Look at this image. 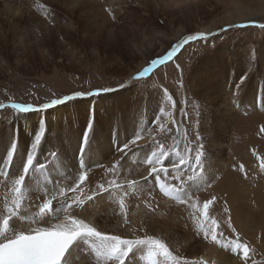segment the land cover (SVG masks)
<instances>
[{
	"label": "snow or ice",
	"instance_id": "obj_1",
	"mask_svg": "<svg viewBox=\"0 0 264 264\" xmlns=\"http://www.w3.org/2000/svg\"><path fill=\"white\" fill-rule=\"evenodd\" d=\"M122 6L123 0L119 3L114 0L104 8L112 27L120 23L114 9ZM34 7L44 21L55 25L53 8L41 0H36ZM249 25L264 30V24L250 21L247 25H229L220 32ZM210 35L215 34L183 35L165 54L148 59L130 76L129 84L122 83L119 89L102 87L76 92L42 104L16 102L12 97L8 103L0 102V111L10 109L15 113L7 136L0 128V264H208L203 258L181 255L168 238L150 231L148 222L164 216L165 206L168 209L175 206L186 213L194 237L218 247L234 258L236 264H264V260L256 259L257 249L236 226L228 201L224 199L221 218L215 214V206L222 198L215 194L201 198L200 194L219 179L212 172L213 162L202 134L206 116L210 115L206 106L199 108L193 132L187 99L178 107L166 88L162 91L169 103H161L154 109L150 120L142 119L138 103L126 101L119 117L114 113L108 125L111 146L115 145L119 158L108 167L96 162L95 166L104 168V173L95 182L89 173L94 158L102 154V144L94 110L79 134L67 137V144L61 142L44 148L50 131V110L67 106L78 98L107 95L132 84L146 88L145 81L172 61L181 49L192 42H207ZM260 59L261 54L255 50L250 53L248 72L255 70ZM176 68L182 71L179 64ZM249 78L245 73L233 84L234 106L238 105ZM33 113L42 115L28 136L22 122L31 119ZM125 122H130L132 130L121 141L119 125H127ZM260 131L264 133V126ZM252 154L264 172V155L255 150ZM233 171L246 181L252 179L244 163L233 165ZM108 208H112L118 226L129 235L100 227L96 216L102 217L105 212L101 209ZM137 212H143L139 224L131 219ZM17 221L21 225L27 223L28 227H16Z\"/></svg>",
	"mask_w": 264,
	"mask_h": 264
},
{
	"label": "rangeland",
	"instance_id": "obj_2",
	"mask_svg": "<svg viewBox=\"0 0 264 264\" xmlns=\"http://www.w3.org/2000/svg\"><path fill=\"white\" fill-rule=\"evenodd\" d=\"M17 1L24 2L26 5L34 4L35 6L36 4V0L35 2L34 0H0V102L4 103H8L9 97H12L16 102L42 104L56 97L71 95L76 92L86 93L105 86L119 89L120 84H129L130 76L139 70L141 65L146 64L147 53L144 51L145 46L156 45L157 52H161L156 56L158 57L165 54L170 49V46L175 44L185 34L198 32L215 34L210 35L207 42L201 40L186 45L176 54L172 61L161 66L150 79L145 81L146 88H140L138 84H132L129 88L112 92L114 94L109 93L112 96L111 101H116L113 104V108L111 110L108 109L109 112L100 113L98 112L99 110L94 108L98 103L84 101L85 98L100 100L105 95L85 97L82 98L83 101L78 98L79 101L75 103L81 104L84 112L81 111L76 116H72L71 112L69 114V111L63 112L57 123L65 125V121H70L69 123L67 122L68 126L73 125L79 131L86 118L93 111L92 109H94L96 119H101L103 116L104 120L109 122L114 113L119 117L121 107L124 106L122 109L126 107V101L138 103L142 119L150 120L153 118L154 109H157L161 103H169L162 91L166 88L178 107L183 106V102L187 99V108L192 116V131L195 132L199 108L203 105L197 103L198 98L194 100L190 94L192 89L188 88V86L191 85V78H189L188 73L192 71L196 75L198 80L196 88L198 91H202L201 87H206L204 97L209 98V102L215 97L211 96L210 93H212V87L217 84V86L222 85V91L218 94L216 92V94H228L229 103V101L231 102L229 94L232 92L230 88L232 87L230 83L232 75L235 76L240 68L248 71L247 62L253 50L260 53L261 59H264V30L257 26L249 25L245 28L231 27L226 32H220L221 28L229 25L249 24L250 21H253L250 19L255 15H261L259 20L255 21L256 24H264L262 19L264 17V0H195L181 7V4L177 5L178 3L170 6V0L147 1V3L140 1L123 2L121 8L114 9L120 17V23L113 27V30L118 33L115 38L108 32L111 20L104 12V8L110 4V1H106L105 4L98 2V6H92L82 12L75 9L74 14L70 15L69 11L65 9V4L63 5L66 2L65 0H41V2L48 4L55 10L54 26L44 21L35 8L33 10L30 9L28 14L18 20L11 21L4 17L1 13L3 6L17 3ZM115 2L119 3L120 1ZM176 6H179V8H176ZM95 21L97 22L96 24L94 23ZM161 21H164V23H161ZM92 23L94 24V29L92 30L94 31L90 33V28L86 31V25ZM61 36L64 38L60 39ZM158 37L163 39L160 40V45ZM164 40H167V48L161 45V43L165 42ZM95 49L101 54L100 57L97 56ZM153 55L156 54L154 53ZM103 59H107L110 63L108 65L104 64L106 61ZM176 64L181 66L182 71L177 70ZM220 70H223L224 79L216 77V73L218 71L220 73ZM247 71L242 72L241 70L240 72L242 73L237 74V79L239 80ZM213 81H216L215 84ZM263 82L264 78L262 77V79H257L252 84H250L251 82L249 83L252 90L248 94L247 99L254 102V104L256 103V105H261L260 99L262 94H264ZM181 83H183V87ZM224 86L226 90L223 89ZM227 88H229V91ZM53 93H55V96L52 95ZM212 103L209 106L207 102L206 105L210 115L206 116L202 134L205 137V144L209 154L216 151L210 155L213 162L212 172L219 179L215 180L211 189L200 194L201 198L215 194L217 197L230 200L235 193L237 196V188L243 187L245 190L242 194L243 201L237 204L239 221L242 219L240 222L264 226V187L261 190L262 192H260V183L255 180V172L250 168L252 161L256 159L252 154L253 150L260 155H264V133L260 131V128L264 126V107L257 110L258 112H255V110L250 113L246 111L240 115L236 114L228 118L225 117V113L221 115L218 106L220 103L219 99H214V102L212 100ZM88 105L90 106L88 107ZM66 107L60 106L62 110ZM234 111L232 109V112ZM65 114L69 115V117L66 118ZM215 114L221 116L217 117ZM48 116L54 117V115ZM179 118L177 112V119ZM14 119L15 113L13 110L4 109L0 111V128L4 129L5 136L12 130L10 125H12ZM38 121L39 118L35 120V123L37 122L36 124H38ZM223 123L224 126H222ZM49 126L51 131L53 126L50 124ZM115 126L114 124V128ZM119 128H125L124 134L120 136V139H126L131 134L130 122H127V125L120 124ZM25 133L28 136L32 135L31 130ZM47 135V139H50L52 131L48 132ZM52 140L48 142H52ZM47 145L45 143L44 148ZM113 147L114 150L112 152H116L115 146ZM109 155H113V153ZM97 162L103 163L106 167L107 160L102 162V159H99ZM239 163L245 164L250 177H252L251 181L244 180L241 174L233 171V165H238ZM94 169L104 172V168L101 167H95ZM96 174L89 175L91 178L99 180L100 177L98 175L100 176V174L97 172ZM255 196L256 198L257 196L259 197V202L253 199ZM222 199L218 200L215 206V214L221 218L224 215ZM233 199L230 201H235V198ZM246 200L248 203L244 202ZM255 205L259 208H255ZM179 213L182 214L180 215ZM183 213L177 207H171L168 210V216H158L148 222L150 231L157 235L165 234L171 240L172 247L174 249L179 248L180 254L189 258H192L190 256L192 250H200L204 246L208 247L207 249L211 247L210 249L214 250L215 246L208 245L202 239L195 238V241L198 239L197 243L194 241V233L190 230L192 225L186 217L187 214ZM167 217L171 218L168 221L170 227L164 224ZM181 222H184V225ZM114 223L111 220L104 221V224L117 230ZM179 223L181 225H177ZM171 225L174 227L172 228ZM185 225H188V228ZM178 226L182 228L180 229ZM123 230L124 228H122L123 235H128ZM179 231L181 233L184 232V234L181 235ZM240 231L244 235V231ZM185 235L189 237L188 241L187 236L183 241ZM244 236L257 249L258 255L256 259L264 260V239H260L261 235L254 238L252 236ZM262 236L264 237V235ZM183 242L186 243L183 244ZM189 248L191 251L188 250L189 253H187ZM216 252L223 253L218 247H216Z\"/></svg>",
	"mask_w": 264,
	"mask_h": 264
},
{
	"label": "bare ground",
	"instance_id": "obj_3",
	"mask_svg": "<svg viewBox=\"0 0 264 264\" xmlns=\"http://www.w3.org/2000/svg\"><path fill=\"white\" fill-rule=\"evenodd\" d=\"M28 1V0H27ZM27 1H25V2H27ZM31 1V0H30ZM53 1V0H52ZM66 2L65 3H63V5L65 4V9H67L68 11H69V14L70 15H73L74 14V10L75 9H78L80 12H82V11H85L86 9H89L90 7H92V6H98L97 4H98V2H102V4L104 3H106V1H110L109 3H113L114 2V0H65ZM115 1H120V0H115ZM137 1H140V2H145V3H147V1H149V2H151V1H156V0H123V2H128V3H132V2H137ZM195 0H170V2H169V5L170 6H174L175 5V3H178L177 5H179V4H181L180 5V7L182 6V5H185V4H189V3H192V2H194ZM34 2H35V0H34ZM64 2V1H63ZM14 3V2H13ZM19 3V4H18ZM28 3V2H27ZM56 3H58V2H56ZM59 4V3H58ZM158 4V3H157ZM57 5V4H56ZM107 6V5H106ZM35 7H34V4H29V5H26L24 2H20V1H17V3H14V4H5L4 6H3V8H2V10L3 11H1V13H2V15H4V17H6L7 19H9V20H11V21H14V20H18V19H20V18H22V17H24L26 14H28V12H29V10L30 9H34ZM176 8H179V6H176ZM1 9V8H0ZM170 11H172V10H170ZM67 13V12H66ZM68 13H67V15H69ZM86 14V17H87V12L85 13ZM258 14V13H257ZM29 15H31V14H29ZM253 15V14H252ZM28 16V15H27ZM260 16L261 15H255V16H253L250 20H253V21H258L259 20V18H260ZM27 18V17H26ZM263 20H264V17L262 18ZM41 23V22H40ZM95 24L97 23L96 21L94 22ZM244 24H248V23H244ZM45 25V24H44ZM43 25V26H44ZM40 26V25H39ZM90 28V29H89ZM46 29V28H45ZM89 29V31H90V33L91 32H93L94 30H92V29H94V24L92 23V24H87L86 25V31ZM48 31V30H47ZM34 32H35V30H34ZM37 32V31H36ZM62 32V31H61ZM66 32V31H65ZM108 32L112 35V37H117L118 36V33L116 32V31H114L113 30V27L111 26V25H109L108 26ZM50 33V32H49ZM35 34V33H34ZM56 34V33H55ZM51 35V34H50ZM67 36V35H66ZM65 36V37H66ZM147 36V35H146ZM152 36V35H151ZM43 37V36H42ZM57 37V36H56ZM55 37V38H56ZM150 38V37H149ZM264 39V38H263ZM158 40H159V45H160V40H163V39H159V37H158ZM151 41V40H150ZM156 41V40H155ZM165 42H163V44L161 43V45H163V46H165V48H167L168 47V43L166 42L167 40H164ZM263 41V40H262ZM144 42V41H143ZM157 42V41H156ZM147 43V42H146ZM258 43H259V41H258ZM26 44V43H25ZM256 44V43H255ZM151 45V47H144V51L147 53V60L148 59H151V58H155L158 54H160V53H158L157 52V46L155 45V46H153L152 44H150ZM222 47V46H221ZM19 48V47H18ZM44 48V47H43ZM143 49V48H142ZM13 50H14V48H13ZM96 51H97V56H99L100 57V53H98V50L97 49H95ZM143 51V52H144ZM260 51V50H259ZM258 51V52H259ZM9 52H10V50H9ZM15 52V51H14ZM18 52V51H17ZM50 52V51H49ZM163 52V51H162ZM156 54V55H153V54ZM17 54V53H16ZM79 54V53H78ZM260 54V53H259ZM74 55V54H73ZM145 57V58H146ZM17 58V57H16ZM19 58V57H18ZM24 59V58H23ZM87 60V59H86ZM104 60V59H103ZM249 60H250V58H249ZM248 60V61H249ZM3 61V60H2ZM104 61H106V63H104V64H106V65H108V63H110V62H108V60L107 59H105ZM239 61H240V59H239ZM238 61V62H239ZM20 63V62H19ZM246 63V62H245ZM248 63V62H247ZM112 64V63H111ZM113 65V64H112ZM144 65V64H143ZM143 65H141V67L143 66ZM140 67V68H141ZM245 67V66H244ZM200 68V67H199ZM218 69V68H217ZM219 70V69H218ZM237 70V69H236ZM242 70V72L243 71H247L246 69H244V68H240L239 70H238V72H236V74H235V76L234 75H232V77H231V80H230V83L232 84V87H230L232 90H233V87H234V83L235 82H238V77H237V74L238 73H242V72H240ZM113 71V70H112ZM219 72V71H218ZM216 73V77L217 78H225V75H224V73H223V70H220V73ZM247 74L249 75V80H248V82H247V87L245 88V90H244V93L240 96V98H239V103H238V105H236V106H234L233 105V97L231 96V94H229L230 95V97H229V100H231V102L229 101V103H228V94H226V93H224L223 95H217L218 93H220V91H222L221 89H222V85H218L217 86V84L215 85V86H213L212 87V93H210L211 94V96H215L213 99L212 98H210V99H212L213 100V102H214V99H219L220 100V103L218 104V106H219V109H220V112H221V115H222V113H225L224 115H225V117H228V118H230L232 115H240V114H242V113H244V112H248L249 111V113L252 111V110H255V112H258L257 110H260V108H261V105H256V103L254 104V102H252L251 100H248L247 99V97H248V94H250V92H251V90L252 89H250V86H249V83L250 84H252L253 82H256V80L257 79H262V77L264 78V59H260V62L258 63V64H256L255 65V70L254 71H252V72H248L247 71ZM188 75H189V78H191L190 79V81H191V85L190 86H188V88L190 87L192 90H191V92H190V94H191V96H192V98H194V100H195V98H198V101H197V103H201V105H203V106H206L207 105V102H208V105L210 106V105H212L213 103H212V100H210V102L208 101L209 100V98H205L204 97V91H205V89H206V87H201L200 89L202 90V91H198V89L196 88V85L198 84V80H197V78H196V75L195 74H193V72L192 71H190L189 73H188ZM194 82V83H193ZM214 82V84H215V82L216 81H213ZM264 83V82H263ZM203 84V83H202ZM201 84V85H202ZM205 85V84H204ZM255 85V84H254ZM226 86V85H225ZM224 86V88L223 89H225L226 90V87ZM105 87H107V86H105ZM210 88V87H209ZM228 89V91H229V88H227ZM119 91V90H118ZM208 91V90H207ZM216 92H217V94H216ZM231 92V91H230ZM111 94V93H110ZM112 94H114V93H112ZM207 94V93H206ZM205 94V95H206ZM247 94V95H246ZM120 96V95H119ZM117 97V96H116ZM209 97V96H208ZM232 98V99H231ZM250 98V97H249ZM257 98H258V96H257ZM132 99V98H131ZM112 100V96H110L109 94H107V95H105V96H102L101 98H100V100H96L95 98H88V99H86L85 98V100L84 101H86V102H92V101H94V103L96 104V103H98V105L96 106L95 104V109H97V110H99L98 112H102V113H105V112H109V110H111L112 108H113V104L116 102H113V101H111ZM114 100V99H113ZM261 100V99H260ZM76 101H79L78 99L77 100H75L74 102H71V103H69L68 105H67V107L66 108H64L63 110L59 107L58 109H52V110H50V113H49V115H54V117H49L48 116V122H50L49 124L51 125V126H53L52 128H51V131H52V136H51V138L50 139H48V141H50V140H52V142H47V147H51L52 145H57V144H59V143H61V142H64L65 144H67V137H69V136H72V137H75L76 135H78L79 134V129L78 128H76V127H74L73 125L72 126H68V124H67V122L68 121H65L64 123H65V125H62V124H59V122L57 123V120H59V118H61V115H62V113L63 112H66V111H69V114H70V112H71V115L72 116H76V115H79V113L81 112V111H83V106H81V104H78V103H75ZM81 101V100H80ZM82 101H83V99H82ZM81 101V102H82ZM111 101V102H110ZM250 101H251V103H250ZM75 103V104H74ZM196 103V104H197ZM77 104V105H76ZM245 104V105H244ZM84 105V104H83ZM87 105V104H86ZM90 105H88V107H89ZM216 106V105H215ZM122 107H124V106H122ZM122 107H121V109H122ZM109 109V110H108ZM213 109V108H212ZM217 109V108H216ZM215 109V110H216ZM232 109H234L235 111L234 112H232ZM87 110V109H86ZM89 110V109H88ZM92 110H94V109H92ZM223 110V111H222ZM213 111V110H212ZM218 111V110H217ZM84 112V111H83ZM97 112V111H96ZM111 112V111H110ZM118 113V112H117ZM213 113V112H212ZM85 114V113H84ZM40 115H42V114H36V113H33V114H31V119H26L25 121H23L22 122V127H23V129H24V132H30V130L32 129V127H33V125H36V123H35V120H37V118H40ZM66 115V114H65ZM83 115V114H82ZM97 115V114H96ZM215 115H217V117L218 116H221V115H218V114H215ZM66 118H68L69 117V115H66L65 116ZM64 116H63V118H65ZM33 118H36V119H33ZM220 118V117H219ZM87 119V118H86ZM218 119V118H217ZM61 120V119H60ZM65 120V119H64ZM81 120V119H80ZM97 120V134H98V138H99V140H100V142H101V144H102V154L101 155H99L98 157H96V158H94V161L92 162V165H91V171H90V173L89 174H96V172L97 173H99L100 174V176L98 175V177H101V174H103L104 172H102V171H100V170H98V169H94L96 166H95V163L99 160V159H102V162H104V161H106L107 160V163H106V167H108V166H110L116 159H118L119 158V153H117V152H112V150H114V147L113 146H115L114 144L111 146V144H110V135H109V128H107L108 127V121H106V120H104V117L102 116V118L101 119H96ZM213 120H216V119H213ZM226 120V119H225ZM224 120V121H225ZM220 121V120H219ZM70 122V121H69ZM68 122V123H69ZM79 122V121H78ZM84 122V121H83ZM214 122H216V121H214ZM223 122V121H222ZM226 122V121H225ZM224 122V123H225ZM82 123V122H81ZM127 123V122H126ZM224 123H223V125L222 126H224ZM76 124V123H75ZM80 124V123H79ZM78 124V125H79ZM82 125V124H81ZM123 125H125V124H123ZM217 125V124H216ZM50 127V126H49ZM218 127V126H217ZM221 128V127H220ZM10 130V129H9ZM124 130H125V128H120V136H123V134H124ZM51 131H49V132H51ZM224 131V130H223ZM222 132V131H221ZM212 133V132H211ZM214 133V132H213ZM50 134V133H49ZM209 134V133H208ZM48 136V135H47ZM54 136H55V138H54ZM209 136V135H208ZM214 136V135H213ZM212 139V138H211ZM120 140H123V139H120ZM47 147H45V148H47ZM72 148L74 149L75 148V144H73V146H72ZM214 152H216V151H213V152H211L210 154H212V153H214ZM220 152V151H219ZM111 153H113V155H109V154H111ZM218 153V152H217ZM71 154H72V149H70V151H69V155L71 156ZM109 155V156H108ZM107 156V157H106ZM211 156V155H210ZM213 156V155H212ZM106 157V158H105ZM41 160H43L44 159V156L42 155L41 157ZM213 158V157H212ZM215 160V159H214ZM218 160V159H217ZM101 162V161H100ZM252 166H250V168L251 169H253L254 170V172H255V180H257V181H259V183H260V189H259V191L260 192H262L261 190H262V188L264 187V173L263 172H261L260 171V169H259V162L255 159V160H253L252 161ZM127 167H129V166H127ZM98 168V167H97ZM97 175V174H96ZM96 177V176H95ZM92 179V181L93 182H95V181H97V180H95V179H93V178H91ZM96 179H97V177H96ZM236 191V190H235ZM237 196L234 194V197L233 198H235V201H233V202H231L230 200L231 199H233V198H229L230 200H227L228 201V203H229V205H230V208H231V211H232V216H233V220H234V222H235V224H236V226L238 227V229L239 230H243L244 231V235H247V236H252L253 238L254 237H256V236H259V235H261V237H263L262 235H264V226H258V225H256V224H254V223H249V222H240L239 221V216H238V213H237V204L240 202V201H243V199H242V194L245 192V190H244V188L243 187H241V188H237ZM258 196H257V198H256V196L253 198L254 200H257L258 201ZM234 200V199H233ZM222 201L224 202V199H222ZM220 202V201H219ZM244 202H246V203H248V201L246 200V201H244ZM259 202V201H258ZM223 205V204H222ZM173 207V206H172ZM222 208V207H221ZM255 208H259L257 205H255ZM134 211H135V209H133ZM168 208H167V206H165V207H163L162 208V211H165V216L164 217H166V216H168ZM101 211L102 212H105V214L101 217L100 215H97L96 216V219L99 221V224H100V227L101 228H103V229H107V230H109V231H115L116 233H119V234H122L123 235V233H122V227H120V226H118V224H117V219H118V217H114L113 216V214H112V208H108V209H101ZM222 211H223V208H222ZM178 214V213H177ZM180 214V213H179ZM182 214V213H181ZM180 214V215H181ZM184 214V213H183ZM179 216V215H178ZM178 216H176L177 218H178ZM143 217V212H137L136 213V215H134V216H132L131 217V219L136 223V224H139L140 222H141V218ZM158 217V216H157ZM163 217V216H162ZM161 217V218H162ZM172 217V216H171ZM183 217H185V215H183ZM187 217V216H186ZM176 218V219H177ZM52 222H55V220L53 219V218H49ZM158 219V218H157ZM166 219V221H164V224H167L168 225V221H170V217L168 218H165ZM180 219H181V216H180ZM106 220H111V221H113V222H115L114 224H115V226H116V228H117V230L116 229H114V228H112V227H110V226H108V225H106V224H104V221H106ZM172 220H173V218H172ZM171 220V221H172ZM179 220V219H178ZM158 221V220H157ZM161 221V220H160ZM162 221V222H163ZM153 222V221H152ZM151 222V223H152ZM161 222V223H162ZM174 222H175V220H174ZM184 222H185V220H184ZM184 222L182 223L183 225H184ZM181 223H179V224H177V225H181ZM190 223V222H189ZM172 224H174L173 222H172ZM187 224H188V222H187ZM170 225V224H169ZM168 225V226H169ZM175 225H176V223H175ZM189 225V224H188ZM187 225V226H188ZM15 226L16 227H23V228H27L28 227V225H27V223H24L23 225H21L20 224V222H16V224H15ZM41 226H47V225H44V224H42ZM159 226V225H158ZM167 226V227H168ZM172 226V228L174 227L173 225H171ZM186 226V225H185ZM184 226V227H185ZM186 226V227H187ZM165 227H166V225H165ZM165 227H163V228H165ZM170 227V226H169ZM177 227V226H176ZM180 226H178V228H179ZM158 228V227H157ZM182 227H180V229H181ZM188 228V227H187ZM175 229V228H174ZM190 229V228H189ZM169 230V229H168ZM177 230V229H176ZM175 230V231H176ZM179 230V229H178ZM184 230V229H183ZM191 230V229H190ZM125 230H123V232H124ZM156 232V231H155ZM160 232V231H159ZM169 232V231H168ZM183 232V231H182ZM161 233V232H160ZM172 233V232H171ZM170 233V234H171ZM175 233V232H174ZM179 233H181V231H179ZM182 234H184V232L183 233H181V235ZM128 235H129V233H128ZM161 236H164V237H166V238H168L165 234H160ZM173 236V235H172ZM186 236L187 235H185V237H183V241H184V239L186 238ZM260 237V236H259ZM189 237L187 236V241L189 240L188 239ZM177 240V239H176ZM198 240V239H197ZM196 240V241H197ZM171 241V240H170ZM192 241V240H191ZM194 241H195V237H194ZM195 241V242H196ZM182 243V242H181ZM184 243H186V242H183V244ZM188 243V242H187ZM192 243V242H191ZM197 243V242H196ZM175 244V243H174ZM195 244V243H194ZM175 245H177V244H175ZM181 245V244H180ZM189 247V246H188ZM203 247V246H202ZM210 247V246H209ZM208 248V247H207ZM206 248V246H204L202 249H200V250H192L191 251V249L189 248V249H187V253H189L188 252V250L189 251H191L190 253H191V255L190 256H192V258L191 259H200V258H203V259H205V260H207V262H208V264H234L235 263V261H234V258H230L228 255H225V254H223V253H217L216 252V246L214 247V250L212 249H207ZM181 249V248H180ZM182 249H183V247H182ZM184 250V249H183ZM186 250V249H185ZM187 256H188V254H187Z\"/></svg>",
	"mask_w": 264,
	"mask_h": 264
}]
</instances>
